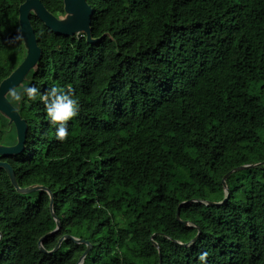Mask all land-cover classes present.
I'll use <instances>...</instances> for the list:
<instances>
[{
  "label": "trees",
  "instance_id": "trees-1",
  "mask_svg": "<svg viewBox=\"0 0 264 264\" xmlns=\"http://www.w3.org/2000/svg\"><path fill=\"white\" fill-rule=\"evenodd\" d=\"M25 1L0 0V84L30 51ZM41 1L66 13L65 0ZM87 1L90 35L58 34L30 9L41 54L5 93L27 136L0 161L21 188L54 194L61 229L44 247L72 234L92 244L84 264H199L205 251L206 264H264V0ZM30 84L79 100L63 141L39 97L10 95ZM18 142L0 110V145ZM255 163L228 176L225 203H207L225 198V174ZM55 228L49 193L19 192L0 166V264H77L84 243L40 249Z\"/></svg>",
  "mask_w": 264,
  "mask_h": 264
},
{
  "label": "water",
  "instance_id": "water-1",
  "mask_svg": "<svg viewBox=\"0 0 264 264\" xmlns=\"http://www.w3.org/2000/svg\"><path fill=\"white\" fill-rule=\"evenodd\" d=\"M78 6H79V16L74 20L73 23L71 24H64L60 21V18H57L55 15H53L47 8L46 6L42 3L41 0H26L23 4H21L20 9H19V14H20V21L22 24V29L23 33L30 45V51L24 62L8 76L5 78L1 84H0V110L4 111L17 125L18 127V134H19V142L15 146H2L0 145V153L2 154H10V153H19L24 149L25 142H26V136H27V124L24 118L21 117V115L18 113V111L10 104V102L6 99L5 93L13 88L18 82H20L24 76L27 74V72L30 70V68L37 62V60L40 57L41 54V48L38 45L37 38L35 31L33 29L31 20H30V9L33 7L37 8V11L39 13V16L41 20L46 24L47 27L51 28L53 31H55L58 34H64V35H69V36H74V35H79L82 33V31H86L88 35H90V30L89 26L91 24V19H92V14H93V9L91 5L88 3L87 0H73ZM65 5H66V0H65ZM263 163V162H261ZM259 163L255 164H246V165H241L239 167H236L232 170H230L225 176L223 177V184H224V189L226 196L222 201L219 202H214V201H209L207 202L209 205H221L225 203L228 198H229V192H228V186L226 183V179L228 176L232 173L235 172L236 170L248 168L250 166H255L258 165ZM0 166H4L7 168L12 183L16 187V189L19 192H32L36 190H46L49 195H50V208L52 211V214L54 216V219L56 221V228L47 234H45L43 237L40 238L38 245L40 249L45 252V253H53L56 252L61 243L63 242L64 239H72L76 243H84L87 245L85 251L83 254L80 256L78 263L77 264H84V260L89 253V251L92 248V244L89 240L78 238L72 234H66L63 235L59 241L58 244L55 246L54 249L52 250H47L44 245L43 241L48 238L49 236L55 234L61 229V222L59 217L56 215L54 211V194L50 190L49 187L46 185H31L25 188H21L18 184V181L16 179L15 173L13 168L11 167L10 164L4 161H0ZM196 202L199 200H195ZM177 219L182 221L184 224L189 225V221L182 220L180 217V210L178 209L177 211ZM200 230L198 234L191 240V242H185L184 245H190L191 243L195 242L199 235H200ZM2 238V233L0 232V239ZM158 246V244H157ZM161 257H160V262L161 264Z\"/></svg>",
  "mask_w": 264,
  "mask_h": 264
},
{
  "label": "clouds",
  "instance_id": "clouds-1",
  "mask_svg": "<svg viewBox=\"0 0 264 264\" xmlns=\"http://www.w3.org/2000/svg\"><path fill=\"white\" fill-rule=\"evenodd\" d=\"M22 37H16L20 39ZM10 95L17 102L39 100L44 105V111L49 122L55 129V138L63 141L68 135L67 122L79 112V100L74 96L71 87L53 85L41 93L35 85H25L20 90L13 89ZM208 252H201L198 256L199 264H206Z\"/></svg>",
  "mask_w": 264,
  "mask_h": 264
},
{
  "label": "rangeland",
  "instance_id": "rangeland-1",
  "mask_svg": "<svg viewBox=\"0 0 264 264\" xmlns=\"http://www.w3.org/2000/svg\"><path fill=\"white\" fill-rule=\"evenodd\" d=\"M79 13V6L75 2L73 0H66V13L60 16V21L64 24H71L79 16ZM82 33H86V31H82ZM19 58L20 56H16V59Z\"/></svg>",
  "mask_w": 264,
  "mask_h": 264
},
{
  "label": "bare ground",
  "instance_id": "bare-ground-1",
  "mask_svg": "<svg viewBox=\"0 0 264 264\" xmlns=\"http://www.w3.org/2000/svg\"><path fill=\"white\" fill-rule=\"evenodd\" d=\"M14 225V224H13Z\"/></svg>",
  "mask_w": 264,
  "mask_h": 264
}]
</instances>
